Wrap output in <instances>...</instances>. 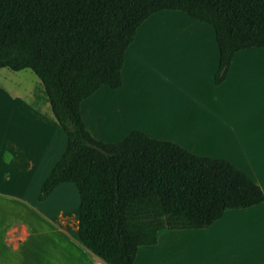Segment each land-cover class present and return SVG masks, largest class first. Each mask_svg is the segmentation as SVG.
<instances>
[{"label":"trees","instance_id":"1","mask_svg":"<svg viewBox=\"0 0 264 264\" xmlns=\"http://www.w3.org/2000/svg\"><path fill=\"white\" fill-rule=\"evenodd\" d=\"M210 25L219 47L214 81L237 52L264 48V0H0V69H31L67 135L39 200L62 184L80 195L79 240L105 264H135L162 230L207 229L229 210L264 203V190L231 161L197 155L140 129L119 142L96 138L82 103L121 88L138 29L161 11Z\"/></svg>","mask_w":264,"mask_h":264},{"label":"rangeland","instance_id":"2","mask_svg":"<svg viewBox=\"0 0 264 264\" xmlns=\"http://www.w3.org/2000/svg\"><path fill=\"white\" fill-rule=\"evenodd\" d=\"M205 30L214 32L212 26L181 11H161L147 20L139 28L137 41L127 57V73L133 82H128L124 91L113 90L107 97H96L84 108L90 132L100 140L119 142L130 130L140 129L154 138L179 143L200 156L232 163L234 158H244L248 166L246 162L241 165L246 170L254 169L250 160L259 161L264 146V48L240 53L231 71L234 80L242 75L240 67H247L245 71L256 79L253 111L246 116L240 109L242 114L234 122L238 98L234 99L231 77L217 91L204 73L200 41L208 35ZM249 52L256 54L247 57ZM139 56L144 59L142 66L138 65ZM186 64L190 74L184 68ZM140 67L141 74L137 71ZM42 88L41 80L31 69H0L1 151L7 135L3 133L5 120L22 103L38 105V109L49 113L64 133V153L67 135ZM215 91L219 93L218 102L213 100ZM42 180L36 172L19 173L7 162L0 165V264H72L75 244L83 246L78 236L77 186L60 185L40 201ZM20 223H27L33 236L19 252H13L8 248L7 232ZM170 232L166 229L161 234L163 244L170 240L174 247L168 264H264V204L229 210L207 229L189 230L186 234ZM17 233L18 237H27V229Z\"/></svg>","mask_w":264,"mask_h":264},{"label":"crops","instance_id":"3","mask_svg":"<svg viewBox=\"0 0 264 264\" xmlns=\"http://www.w3.org/2000/svg\"><path fill=\"white\" fill-rule=\"evenodd\" d=\"M207 32L208 35L205 36L206 38L200 41V45L202 49L201 51L203 52L201 56V63L204 64V73L209 76L208 77L209 83L217 87V91H218V87L226 85L230 77H231L230 81L232 80V75L230 74L238 61V56L240 55V53L250 51L255 48L246 49L237 52L234 57L227 80L224 81L222 84L217 85L214 81V77L219 67L220 52L215 36V31L213 32L212 30H205L204 33ZM138 36L139 35L137 32L136 38H138ZM141 37L143 39L144 35H142ZM136 38L126 53V59L123 68V80H124L123 86L118 89H113L105 85L101 87L93 96L85 100L82 103V114L84 120H85L84 108L86 107L87 103L89 104L91 101H94L96 97L101 95L107 97L112 94L111 91L113 90H116L118 92L124 91V89L128 85V82L131 83L133 82L131 80H134V78H129L127 73V65H128L127 57L129 50L131 49V47H133L134 43L137 41ZM140 48L141 46L139 45L137 48V57L139 55ZM255 54H256L255 52L252 53L249 52L246 55H248L247 57H252ZM139 59L140 60L138 61L140 63L138 65L142 66L141 63L142 61H144V59L141 58L140 56ZM248 66H250V64ZM184 68H186L187 72L190 74L189 71L190 68L188 69L187 64L184 66ZM246 68L247 67H240V72L242 75L236 76L234 80H232L234 87L233 89L234 99L238 98V106L237 107L235 106V110L233 111L234 122H236V120L239 119V115L242 113H246L247 114L246 116H250L251 111H253V108L255 107L256 87L254 84L256 83V79L254 78L252 73H248L245 71ZM137 71L139 74H141L140 73L141 67L140 69L138 68ZM212 75H213V80H212ZM10 93L13 95L12 97L14 101L18 99L16 94H14L11 91ZM213 94H214L212 95L213 100L218 102L219 93L215 91V93ZM220 101H222V99ZM240 109L243 111L242 113ZM5 122L7 124L5 129L3 130V133H7V135L5 137L6 139H5V146L3 147V151H1V147H0V165L7 162L8 165H12L16 171H19V173H22L23 171L28 173L36 172L38 175L42 176L43 180H45L51 173L54 165L63 155L62 150L64 148L65 136L62 130H60V128H58V126L53 122L49 113L44 112L41 109H38V105H35L33 107V105L27 106L26 104L20 103L19 109L15 108L13 112L9 113L7 116V120H5ZM85 122L87 124L86 120ZM234 129H235V124H234ZM131 131L133 130H130L128 134H130ZM260 154L261 156L258 157L259 161L253 162L252 160L249 159L252 162L250 164H252L254 169L246 170V168L243 167L241 164H244L246 162L245 164L248 166V163L246 160H244V158L241 159V157H238V159L234 158L233 164L236 167L238 166V168H240V170H243V172L244 171L247 172V174L256 183H258L264 190V146H262V152ZM239 158L242 161H240ZM78 204H80V202L77 203V210L79 211ZM24 229H27V237H22V236L18 237L17 232L22 233L24 232ZM189 230H200V229L170 230L172 231L170 232V234H173L175 231H177L178 233L186 234L189 233L187 232ZM163 231L164 230L160 232V237H159L160 239L157 245L144 246L140 248L135 264H168L167 262L168 256L170 252L174 250V247L170 246L171 244V242H169L170 240L165 244H163L161 237ZM7 236H8V241H7L8 248L11 249V251L13 252H19L23 244H25L33 236V233L30 229V226L27 223H20L11 226L7 232ZM71 242L73 243V241ZM75 248H76V253L74 254L75 257L74 260L71 261L73 262L72 264H105L102 259H100L94 254H90L91 251L84 248V246L75 244Z\"/></svg>","mask_w":264,"mask_h":264}]
</instances>
